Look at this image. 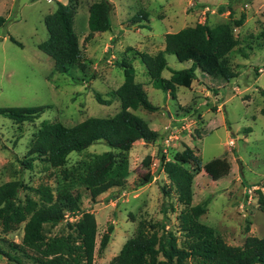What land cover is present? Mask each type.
Returning a JSON list of instances; mask_svg holds the SVG:
<instances>
[{
    "label": "rangeland",
    "instance_id": "rangeland-1",
    "mask_svg": "<svg viewBox=\"0 0 264 264\" xmlns=\"http://www.w3.org/2000/svg\"><path fill=\"white\" fill-rule=\"evenodd\" d=\"M56 1L73 7V28L81 49L67 73L57 72L53 59L38 48L49 35L44 16L55 10ZM95 1L99 0H0V15L6 20L0 27V107L48 106L33 121L16 123L0 115V184L21 180L22 200L26 196L38 199L35 189L46 187L55 198L64 190L74 194L82 211L75 216L64 205L66 219L53 227L46 225L45 232L49 236L73 233L67 222L73 223L81 212H92L97 225L96 264H107L139 227L147 234L172 231L182 245L180 213L205 202L198 221L212 227L227 244L240 246L248 236L264 237V203L260 201V195L264 197V46L259 38L264 0H108L110 30L86 39L88 8ZM140 11L147 12V21L136 17ZM241 14L242 24L236 27ZM225 21L238 40L227 56L234 77H219L212 58L187 50L165 57L170 69L196 64L190 87L176 85L172 97L151 85L137 52L163 50L168 32ZM123 59L133 65L136 82L143 84L148 100L158 107L152 112L142 107L132 112L159 136L134 142L125 153L128 171L123 184L99 194L91 204L78 174L94 155L109 149L103 141L69 154L67 179L60 168L35 160L33 168L27 169L21 159L43 122L72 126L90 116L116 113L120 104L110 92L123 82L118 65ZM170 74L168 69L162 72L164 78ZM96 93L103 103L96 100ZM108 100L111 103L104 104ZM187 147L197 157L185 164L194 175L189 205L178 200L160 161L161 155L172 160L175 152ZM110 224L109 241L98 254L101 235ZM23 226L24 222L9 232L0 227V247L25 264H36L31 250L25 257L23 251L9 246V242H21ZM0 264L16 263L0 253Z\"/></svg>",
    "mask_w": 264,
    "mask_h": 264
},
{
    "label": "trees",
    "instance_id": "trees-1",
    "mask_svg": "<svg viewBox=\"0 0 264 264\" xmlns=\"http://www.w3.org/2000/svg\"><path fill=\"white\" fill-rule=\"evenodd\" d=\"M112 6L108 0H99L88 8V34L90 39L96 33L111 28ZM74 9L68 4L56 1L53 12L44 16L48 38L38 44V48L48 54L54 61V68L59 73H67L70 66L76 63L81 55L78 36L73 28ZM136 17L147 21L148 14L140 11ZM244 14L236 20L235 26L242 24ZM0 15V27L5 24ZM135 21V20H134ZM264 46V27L259 33ZM10 39L21 46L15 38ZM238 44L231 25L225 21L210 26L197 23L186 26L175 32H168L164 37V49L155 54L137 52L143 63L151 85L168 92L175 97L176 85L190 87L196 78V64L181 69H170L166 53L178 54L194 50L205 57L212 58L219 77L228 80L235 76L229 67L228 54ZM121 60L118 65L123 69V82L110 93L119 101L120 108L111 116H90L72 125L61 122H43L34 139L21 159V164L33 168V162L40 160L52 168H60L62 176L67 179L71 173L65 167L72 152H82L92 144L103 141L109 148L94 155L78 174V180L90 193L91 204L96 197L111 187L121 186L127 175L126 152L134 142L154 141L159 134L151 129L148 123L132 110L142 107L147 111L158 109L147 97L142 83L136 82L133 65ZM168 69L169 78L162 72ZM264 95V89H261ZM96 100L103 103L101 95L95 94ZM108 100L104 104H110ZM47 105L0 107V115L16 123L33 121L46 109ZM264 115V107L262 108ZM197 159L191 148L175 152L172 160H165L161 155L162 168L177 190L178 200L189 205L192 198L193 173L185 167L189 160ZM145 162H148L146 159ZM21 180H9L0 184V227L4 232L14 230L16 225L24 222L20 243L9 242L13 250L23 251L36 264H96L94 253L96 247L97 225L92 212H81L73 221L67 222L73 233L49 236L45 226H56L66 219L64 205L75 216L82 209L74 194L64 190L56 195L46 187L35 189L38 199L26 196L19 197ZM63 201V203H62ZM260 201L264 203L263 195ZM207 202L191 205L189 211L180 213L181 230L184 233L182 245L177 244L172 231L164 230L147 234L139 227L135 235L127 239L107 264H264V237L248 236L242 245L227 244L214 229L198 221L204 213ZM113 227L108 225L101 235L97 253L102 254ZM0 253L16 264H25L23 260L0 247Z\"/></svg>",
    "mask_w": 264,
    "mask_h": 264
},
{
    "label": "crops",
    "instance_id": "crops-1",
    "mask_svg": "<svg viewBox=\"0 0 264 264\" xmlns=\"http://www.w3.org/2000/svg\"><path fill=\"white\" fill-rule=\"evenodd\" d=\"M177 56V54H175ZM143 85V84H142Z\"/></svg>",
    "mask_w": 264,
    "mask_h": 264
}]
</instances>
